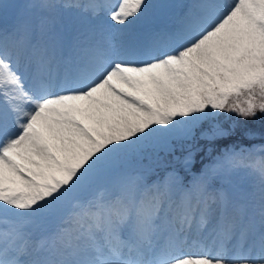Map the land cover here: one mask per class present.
Instances as JSON below:
<instances>
[{"label": "snow or ice", "instance_id": "snow-or-ice-1", "mask_svg": "<svg viewBox=\"0 0 264 264\" xmlns=\"http://www.w3.org/2000/svg\"><path fill=\"white\" fill-rule=\"evenodd\" d=\"M64 7L0 0V264H264V143L213 147L230 133L211 124L264 117V0H195L163 24L147 0H86L94 26L72 34ZM161 137L188 147L149 182L127 161Z\"/></svg>", "mask_w": 264, "mask_h": 264}, {"label": "rangeland", "instance_id": "rangeland-1", "mask_svg": "<svg viewBox=\"0 0 264 264\" xmlns=\"http://www.w3.org/2000/svg\"><path fill=\"white\" fill-rule=\"evenodd\" d=\"M147 0V3L151 6L149 9V16L154 20L157 24H163V23H170L175 19L176 16L180 14L182 11V6L191 4L195 2V0ZM4 3L15 6V5H23L25 3L31 2V0H3ZM86 0H59V3L66 5V7L63 8L60 16L56 20L55 26L69 34L74 33L78 29H84V28H91L93 27V21L95 20V17H91L88 13H83L81 9L73 7V5L77 3H84ZM157 9H160L159 13H157ZM18 9L15 7H9L8 9V21L9 23L16 15ZM164 19L165 21L161 20ZM137 28L143 27V21L137 22L135 25ZM234 119H241L239 117H234ZM164 139L168 140V143L170 144L169 148H165L163 141ZM176 140L174 138H160L159 144H154L150 147H146L144 152L136 156L135 158L129 157L127 163L133 167L140 168L145 171L147 178L149 179V182L155 181L158 178H162L164 175L167 174V172L171 171L173 168H167L163 170L161 173H156L155 175L149 177V171H156L155 168L151 167V164H149V161L145 156L150 151V154H172L173 158H176L173 151H172V142ZM241 147H245L241 145ZM239 150V147L237 148ZM143 156V158H142ZM142 158V159H141ZM141 159V161H139ZM159 159H161L159 157ZM162 160V159H161ZM160 165L162 166L163 162L159 161ZM180 167V164H179ZM234 182H238L243 184L241 190H234L240 197L247 199L249 201L253 200V194L258 193L259 189V177L257 174L253 173L250 169L245 168L243 165L240 166V168L237 170V172L232 176L231 178ZM256 221V223H255ZM255 227L257 231L259 230V217H255L254 220ZM195 231L192 233L191 239L194 240ZM199 240V239H198ZM239 234H237L236 237L233 238V240L230 242L236 243L240 242L243 243L246 247L252 246V237H248L244 240H240ZM246 240V241H245ZM246 242V243H244ZM248 243V244H247ZM252 256H257L259 254V248L255 247L252 249Z\"/></svg>", "mask_w": 264, "mask_h": 264}, {"label": "trees", "instance_id": "trees-1", "mask_svg": "<svg viewBox=\"0 0 264 264\" xmlns=\"http://www.w3.org/2000/svg\"><path fill=\"white\" fill-rule=\"evenodd\" d=\"M167 1H165V3ZM156 11L159 13L160 9H157ZM161 20L165 21L164 19ZM234 117L235 114L218 113L213 118H211V124L218 125L223 128L226 133H230L229 135L217 140L213 147L219 146L223 148L224 146H231L233 144L238 146L245 145L248 147L252 144L264 143V117H261L258 114V118L249 120L247 122L242 121V119H234ZM209 127V121L202 122L200 125H198V128L201 132L206 131ZM196 143H198L200 151L196 156L195 164L196 167H199L201 159H206L205 153L209 151V145L206 140L200 138L199 132L197 133ZM172 145L173 152L176 154V158H173L170 154L151 155L150 151L146 154L147 156H145V158H147L149 164H151V167L156 169V171H151V173L149 171V177L155 175L156 173L162 172L163 169L168 167H173L180 171L178 161L182 159L183 153L187 149L188 144H185L183 147H181L180 142L178 140H174ZM214 154L215 153L213 152V155ZM159 157L162 160L159 159ZM141 159L139 161H141ZM159 161L163 162L161 167H159ZM180 174L183 175L182 172H180Z\"/></svg>", "mask_w": 264, "mask_h": 264}, {"label": "bare ground", "instance_id": "bare-ground-1", "mask_svg": "<svg viewBox=\"0 0 264 264\" xmlns=\"http://www.w3.org/2000/svg\"><path fill=\"white\" fill-rule=\"evenodd\" d=\"M255 217H256V218L259 217L258 214H257ZM255 223H256V221H255ZM195 234H196V232H195ZM193 238H194V240L191 239V240H190V243H192V241H199V240H200V236H199L198 234H197V235H194ZM198 239H199V240H198ZM239 241H240V240H239ZM245 241H246V240H245ZM252 242H253V241H252ZM244 243H246V242H244ZM247 244H248V243H247Z\"/></svg>", "mask_w": 264, "mask_h": 264}]
</instances>
